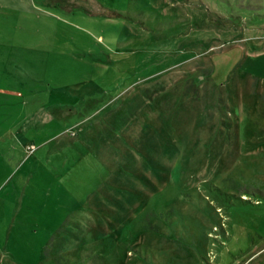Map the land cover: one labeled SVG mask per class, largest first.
<instances>
[{
	"label": "rangeland",
	"instance_id": "obj_1",
	"mask_svg": "<svg viewBox=\"0 0 264 264\" xmlns=\"http://www.w3.org/2000/svg\"><path fill=\"white\" fill-rule=\"evenodd\" d=\"M5 1L0 264H264V0Z\"/></svg>",
	"mask_w": 264,
	"mask_h": 264
},
{
	"label": "crops",
	"instance_id": "obj_2",
	"mask_svg": "<svg viewBox=\"0 0 264 264\" xmlns=\"http://www.w3.org/2000/svg\"><path fill=\"white\" fill-rule=\"evenodd\" d=\"M28 1V0H27ZM1 2H6L5 0H0ZM23 2V1H22ZM26 3V0L25 2ZM22 3V6L24 5ZM0 4V12L2 10ZM1 44V43H0ZM22 94L21 91L12 90L7 91L6 87L0 86V95L3 94L5 96L6 93ZM25 104L26 101H23ZM37 106L32 105H13V106H4L0 104V144H3V158H5V152H11L10 149H13L15 152L26 150L27 146L31 142L32 136L36 133V122L32 121L33 115L32 112H37ZM10 112L12 113V120H9L6 123V114ZM29 150V149H28ZM1 153V152H0ZM24 155V154H23ZM22 157V156H21ZM10 179V176L6 174L3 179L0 180V190L5 186V181Z\"/></svg>",
	"mask_w": 264,
	"mask_h": 264
}]
</instances>
